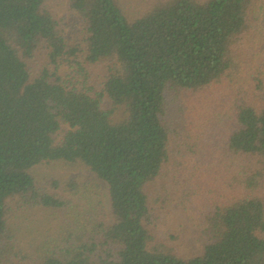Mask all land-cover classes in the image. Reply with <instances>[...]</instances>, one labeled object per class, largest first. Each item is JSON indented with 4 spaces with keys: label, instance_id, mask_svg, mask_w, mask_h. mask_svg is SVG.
Listing matches in <instances>:
<instances>
[{
    "label": "trees",
    "instance_id": "16d2710c",
    "mask_svg": "<svg viewBox=\"0 0 264 264\" xmlns=\"http://www.w3.org/2000/svg\"><path fill=\"white\" fill-rule=\"evenodd\" d=\"M126 4L0 0V264H264V0ZM165 168L200 256L158 241Z\"/></svg>",
    "mask_w": 264,
    "mask_h": 264
},
{
    "label": "rangeland",
    "instance_id": "374dc122",
    "mask_svg": "<svg viewBox=\"0 0 264 264\" xmlns=\"http://www.w3.org/2000/svg\"><path fill=\"white\" fill-rule=\"evenodd\" d=\"M121 2L128 3L126 5L131 7L128 8L129 10H136L135 7L138 5V0H121ZM41 63V56H38L30 63L33 75L38 73ZM33 172L38 182L52 192H56L52 184V182L56 181L61 186L60 189H57V192L68 197V194L64 193V191L67 190L68 184L76 182L81 186L87 185L90 189V193L98 194V196L103 199L104 203L108 205L107 186L94 175L83 170L67 167L61 163H52L41 165ZM168 173L169 171L165 168L161 177L156 181L157 185L154 184L149 187L150 198L153 202L155 200L153 197L156 196L155 191L160 193L161 190L159 189H162L163 185L167 190L165 193L171 199L170 205L160 211V225L157 231L158 241H163L172 248L177 256L182 258L200 256L203 254V247L199 242V230L196 228V225L189 220L186 213L178 206L180 196L173 184L171 174ZM164 196L165 195H163V197ZM153 205H155L157 210H160L162 206V204L158 203H154Z\"/></svg>",
    "mask_w": 264,
    "mask_h": 264
}]
</instances>
